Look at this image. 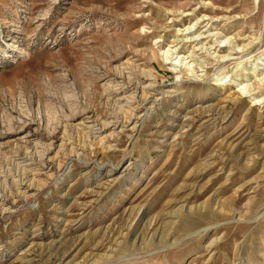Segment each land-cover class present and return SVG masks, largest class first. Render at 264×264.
<instances>
[{
  "label": "rangeland",
  "instance_id": "rangeland-1",
  "mask_svg": "<svg viewBox=\"0 0 264 264\" xmlns=\"http://www.w3.org/2000/svg\"><path fill=\"white\" fill-rule=\"evenodd\" d=\"M0 264H264V0H0Z\"/></svg>",
  "mask_w": 264,
  "mask_h": 264
},
{
  "label": "bare ground",
  "instance_id": "bare-ground-1",
  "mask_svg": "<svg viewBox=\"0 0 264 264\" xmlns=\"http://www.w3.org/2000/svg\"><path fill=\"white\" fill-rule=\"evenodd\" d=\"M187 27V26H186ZM189 27V26H188ZM185 28V29H189V28ZM191 28V27H190ZM184 29V30H185ZM189 32V31H188ZM244 87L243 86H240V88L238 89V90H241L242 92L244 91V89H243ZM146 95V93L144 94V96ZM149 95V94H148ZM147 96V95H146ZM132 108V107H131ZM127 111H128V109H127ZM129 112V114H127L126 116H123L124 118L125 117H127V119L126 120H128V118H132L133 117V115L135 114L134 112H131L130 110L128 111ZM133 118H135V117H133ZM115 119V118H114ZM104 122V121H103ZM104 124V123H103ZM105 125H107V123H105ZM102 138V137H101ZM102 140V139H101ZM44 150V149H43ZM43 153V152H42ZM31 182V181H30Z\"/></svg>",
  "mask_w": 264,
  "mask_h": 264
}]
</instances>
